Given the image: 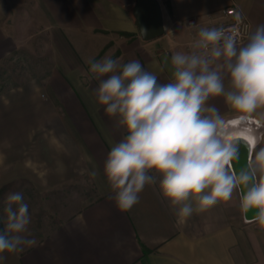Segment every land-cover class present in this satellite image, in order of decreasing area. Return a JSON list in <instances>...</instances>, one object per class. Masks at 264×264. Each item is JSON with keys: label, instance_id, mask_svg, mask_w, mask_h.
Masks as SVG:
<instances>
[{"label": "crops", "instance_id": "obj_1", "mask_svg": "<svg viewBox=\"0 0 264 264\" xmlns=\"http://www.w3.org/2000/svg\"><path fill=\"white\" fill-rule=\"evenodd\" d=\"M39 2L55 29L53 42L69 68L54 69L42 89L35 83L0 93V185L25 179L41 192L79 180L92 185L94 194L35 245L0 253L5 257L0 264H264V226L255 219L245 220L239 188L231 199L181 219L179 206L171 205L161 193L162 177L150 170L156 182L145 185L131 209L118 208L104 165L111 148L127 131L119 117L107 114L106 106L98 102L96 90L106 77L79 75L66 46L71 41L82 45L77 37L83 34L97 36L100 47L91 44L87 48L97 51L89 62L100 60L98 52L106 47L120 66L138 61L157 77V83L166 84L172 77L163 67L161 53L171 58L177 52L199 51L194 44L200 29L221 27L228 21L223 11L231 5L247 17L252 35L264 25V0H169L170 8L159 0L164 33L150 41L142 40L134 23L135 0ZM122 32L133 36L124 37ZM8 51L0 45V53ZM224 86L230 90L226 73ZM205 108L217 109L235 142L243 141L238 139L241 119L263 128L249 154V160H254L255 153L264 148V107L251 114L239 113L219 96L210 97Z\"/></svg>", "mask_w": 264, "mask_h": 264}, {"label": "clouds", "instance_id": "obj_2", "mask_svg": "<svg viewBox=\"0 0 264 264\" xmlns=\"http://www.w3.org/2000/svg\"><path fill=\"white\" fill-rule=\"evenodd\" d=\"M198 36L194 48L199 51L177 52L170 58L172 81L166 84L157 83V77L138 61L123 66L110 57L90 61V72L106 77L96 90L98 102L106 106L107 114L118 116L127 131L108 153L105 175L118 208L129 210L145 185L156 182L148 174L154 170L162 177V195L179 206L181 219L231 199L234 190L243 186L242 210H258L254 219L264 226V148L237 174L236 143L217 109L205 108L210 97L219 96L239 113L264 107V25L239 49L236 36L223 29L201 28ZM225 73L230 77L227 91ZM255 143L253 139L248 144L250 156ZM4 211L0 253L35 245L34 238L22 235L31 222L23 195L9 194ZM4 259L0 256V262Z\"/></svg>", "mask_w": 264, "mask_h": 264}, {"label": "rangeland", "instance_id": "obj_3", "mask_svg": "<svg viewBox=\"0 0 264 264\" xmlns=\"http://www.w3.org/2000/svg\"><path fill=\"white\" fill-rule=\"evenodd\" d=\"M53 32L55 29L50 26L39 0H0V45H6L9 50L5 54L0 53V93L35 83L42 89L54 69L63 72L69 68L63 62L64 57L57 44L53 42ZM96 37L83 34L77 37L82 45L73 43L71 38V44L66 45L72 56V63L78 66V71L82 73L79 72V75L84 77L91 75L88 59L97 53L96 50L89 51L87 48L94 45L100 47ZM102 48L98 52L97 58L101 57L98 61L113 54L107 52L106 47ZM240 122L237 125L238 130H241L238 132L240 135L250 136L255 141L260 138L263 128L258 123H251L253 121L247 118ZM246 128L247 132L243 130ZM81 183L79 180H72L41 192L30 181L28 184L22 183L16 193L23 195L31 217L28 230L22 235L38 240L66 216L79 210L94 194L92 185L85 186ZM6 207L7 198L0 201V217L4 228ZM26 247L28 246H23V249Z\"/></svg>", "mask_w": 264, "mask_h": 264}, {"label": "water", "instance_id": "obj_4", "mask_svg": "<svg viewBox=\"0 0 264 264\" xmlns=\"http://www.w3.org/2000/svg\"><path fill=\"white\" fill-rule=\"evenodd\" d=\"M132 15L138 33L142 40L150 41L160 37L164 33L162 9L159 0H135ZM160 60L164 69L170 77H172L170 67V57L166 53L160 54ZM241 140L236 141V159L233 161V168L239 174L248 166L249 162V145ZM240 195L246 189L241 186L239 188ZM256 209H250L247 213L243 211L245 220H254Z\"/></svg>", "mask_w": 264, "mask_h": 264}, {"label": "built area", "instance_id": "obj_5", "mask_svg": "<svg viewBox=\"0 0 264 264\" xmlns=\"http://www.w3.org/2000/svg\"><path fill=\"white\" fill-rule=\"evenodd\" d=\"M223 13L228 17V21L219 29H223L226 34L235 35L237 44L244 42L251 36V25L243 12L235 5H231L224 9ZM237 16L240 19H237Z\"/></svg>", "mask_w": 264, "mask_h": 264}, {"label": "trees", "instance_id": "obj_6", "mask_svg": "<svg viewBox=\"0 0 264 264\" xmlns=\"http://www.w3.org/2000/svg\"><path fill=\"white\" fill-rule=\"evenodd\" d=\"M164 3L168 8H170L169 0H164ZM120 35H122L124 37L133 36L132 34L127 33V32H122V33H120ZM22 183L28 184V181L25 179H15V180H11L9 182H6V183L0 185V201L3 202L9 194L16 193L21 188L20 185ZM3 230H4V226L2 224V220L0 217V232H3Z\"/></svg>", "mask_w": 264, "mask_h": 264}, {"label": "snow or ice", "instance_id": "obj_7", "mask_svg": "<svg viewBox=\"0 0 264 264\" xmlns=\"http://www.w3.org/2000/svg\"><path fill=\"white\" fill-rule=\"evenodd\" d=\"M231 123L236 124L237 121H232ZM238 139H242V140L245 141L247 144H249V143L253 140L252 137H250V136H246V135H244V134H241L240 137H238ZM235 143H236V142H235Z\"/></svg>", "mask_w": 264, "mask_h": 264}]
</instances>
